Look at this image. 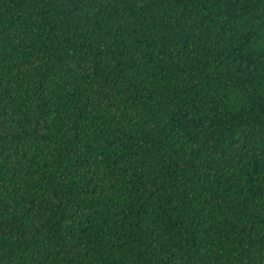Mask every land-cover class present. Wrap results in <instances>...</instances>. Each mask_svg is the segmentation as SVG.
Segmentation results:
<instances>
[{
  "label": "trees",
  "instance_id": "16d2710c",
  "mask_svg": "<svg viewBox=\"0 0 264 264\" xmlns=\"http://www.w3.org/2000/svg\"><path fill=\"white\" fill-rule=\"evenodd\" d=\"M0 264H264V0H0Z\"/></svg>",
  "mask_w": 264,
  "mask_h": 264
}]
</instances>
